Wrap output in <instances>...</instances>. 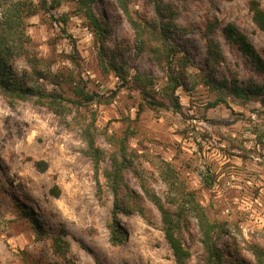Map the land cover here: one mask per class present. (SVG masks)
Segmentation results:
<instances>
[{
  "label": "rangeland",
  "instance_id": "rangeland-1",
  "mask_svg": "<svg viewBox=\"0 0 264 264\" xmlns=\"http://www.w3.org/2000/svg\"><path fill=\"white\" fill-rule=\"evenodd\" d=\"M166 1L178 15L165 52L156 39L141 43L118 0L93 4L104 49L75 1L26 19L39 84L64 99L57 112L35 95L11 105L0 92V264H176L150 193L171 209L195 194L219 225L225 264H258L256 248L264 255V72L226 37L235 26L264 60L253 0ZM129 7L138 20L155 18L147 0ZM184 51L190 81L171 92ZM15 66L33 73L23 59ZM80 90L95 99L80 105ZM184 209L190 264H205L200 224Z\"/></svg>",
  "mask_w": 264,
  "mask_h": 264
},
{
  "label": "trees",
  "instance_id": "trees-1",
  "mask_svg": "<svg viewBox=\"0 0 264 264\" xmlns=\"http://www.w3.org/2000/svg\"><path fill=\"white\" fill-rule=\"evenodd\" d=\"M63 0H0L1 15H0V92L13 105L16 100L27 99L32 95L37 97V101L48 105L57 112H61V99L62 95L51 93L46 88H42L39 84L40 79H44L41 73L40 60L31 53L32 42L26 32V19L30 16L36 15L39 11V6L46 9L48 12L52 9L58 8ZM75 1L80 8L83 15L87 18L90 26L100 38L101 48L107 36V28L104 22L96 14L93 4L95 0H71ZM153 8L154 19H140L135 18L129 7V0H118L120 6L128 16L132 23L141 43L146 44L147 40L156 39L163 46V51L167 49L169 38L167 32L176 26L174 20L178 15L177 8H174L171 2L166 0H147ZM251 9L254 12L253 19L256 25L264 32V7L253 0L250 2ZM66 24L67 19H61ZM217 22H210L205 27L206 34H214ZM226 37L229 41H233L239 45L245 54L252 57L257 67L264 72V60L256 53L251 43L247 40L246 36L239 32L235 26H228L226 29ZM210 46V59L216 65L218 64L221 54L219 53L220 44L213 38L209 40ZM75 45V44H74ZM152 51V48H150ZM168 57L169 53L167 54ZM175 55L171 56L174 57ZM103 58V57H102ZM27 61L33 68V73L26 72L20 73L15 64L19 60ZM177 60V56L172 59ZM181 63L182 69L177 72L173 71L170 75L171 92H176L177 88L181 85H186L189 82L187 77V67L189 57L187 51L178 58ZM112 68V67H111ZM108 68V71L111 70ZM118 66H113L117 69ZM120 77V74H117ZM206 83H214L213 78H208ZM219 85V84H218ZM234 88H230L232 90ZM239 90V89H238ZM77 95L83 100H78L80 105L86 101H93L95 95L86 92L85 90L76 91ZM85 100V101H84ZM177 102V109H178ZM84 135L88 141L89 147L94 148V140L90 138L89 129L84 130ZM122 165V164H121ZM116 169V167H115ZM120 168L117 167L116 171L111 174L112 187L118 193L120 186ZM150 193V192H149ZM152 201L159 207L162 215L163 232L165 237L174 253L176 264H190L191 253L184 246L181 235L184 228L188 225L189 212L184 209L186 203L191 205V217H196L202 231V242L206 252L205 264H225L224 255L221 248L216 241V233L218 232L219 225L211 221L204 208L197 201L195 194L187 193L184 202L178 205L175 209L166 206L162 200L155 194L150 193ZM140 210V209H139ZM143 213L142 210H140ZM116 215V211L114 212ZM256 256L258 264H264L263 250L256 248ZM236 264H248L245 261H239Z\"/></svg>",
  "mask_w": 264,
  "mask_h": 264
}]
</instances>
